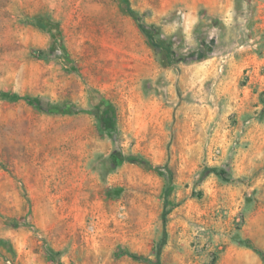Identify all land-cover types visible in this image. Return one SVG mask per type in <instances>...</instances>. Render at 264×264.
<instances>
[{"label":"rangeland","instance_id":"rangeland-1","mask_svg":"<svg viewBox=\"0 0 264 264\" xmlns=\"http://www.w3.org/2000/svg\"><path fill=\"white\" fill-rule=\"evenodd\" d=\"M0 264H264V0H0Z\"/></svg>","mask_w":264,"mask_h":264},{"label":"trees","instance_id":"trees-1","mask_svg":"<svg viewBox=\"0 0 264 264\" xmlns=\"http://www.w3.org/2000/svg\"><path fill=\"white\" fill-rule=\"evenodd\" d=\"M128 13L130 14V16L135 20V22L137 23L139 29L142 31V33L148 38V40L150 41V43L152 44H156V41L153 39L152 35H151V32L146 29V27L144 25H142L140 23V19L139 17L130 9H128ZM12 100H24L26 101L28 104L30 105H34L35 106V100L33 98H30V97H19V96H11L10 97ZM113 160V162L116 164L119 162L118 160V157L115 153L111 154L110 156ZM120 161H128V162H131V163H138V164H148L143 158L141 157H128V158H121ZM213 172L217 175V176H220V173H218L217 171H215L213 169ZM164 226H165V219H163V232H162V239H161V242L159 244V247H158V250L156 252V257H157V260L159 259V255H160V249L161 247L164 245L165 243V238H166V232H165V229H164ZM260 256L263 258V255L261 253H259Z\"/></svg>","mask_w":264,"mask_h":264},{"label":"built area","instance_id":"built-area-1","mask_svg":"<svg viewBox=\"0 0 264 264\" xmlns=\"http://www.w3.org/2000/svg\"><path fill=\"white\" fill-rule=\"evenodd\" d=\"M206 247H209V244H207ZM209 254H210V255L212 256V258H213L214 255H213V251H211V249H209Z\"/></svg>","mask_w":264,"mask_h":264}]
</instances>
